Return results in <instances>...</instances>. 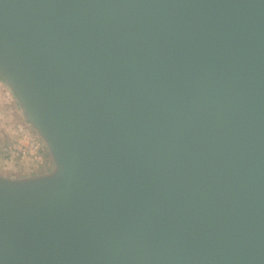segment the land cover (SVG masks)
<instances>
[{"label": "water", "instance_id": "95a60500", "mask_svg": "<svg viewBox=\"0 0 264 264\" xmlns=\"http://www.w3.org/2000/svg\"><path fill=\"white\" fill-rule=\"evenodd\" d=\"M0 77V264H264V0H0Z\"/></svg>", "mask_w": 264, "mask_h": 264}, {"label": "built area", "instance_id": "2783aa9c", "mask_svg": "<svg viewBox=\"0 0 264 264\" xmlns=\"http://www.w3.org/2000/svg\"><path fill=\"white\" fill-rule=\"evenodd\" d=\"M13 123L15 131L10 135L8 144L2 146L1 153L8 162H20L28 165L32 171L44 169L48 155L40 138L25 121Z\"/></svg>", "mask_w": 264, "mask_h": 264}, {"label": "rangeland", "instance_id": "374dc122", "mask_svg": "<svg viewBox=\"0 0 264 264\" xmlns=\"http://www.w3.org/2000/svg\"><path fill=\"white\" fill-rule=\"evenodd\" d=\"M1 78V77H0ZM5 81L0 79V173H29L32 171L28 165L22 164L20 162H7L4 153H1V148L3 145L8 144L11 140V134L14 133L15 129L14 121H25L24 118L19 113L18 103L15 101L14 97L6 90ZM28 125V124H27ZM29 126V125H28ZM30 127V126H29ZM4 158V162L2 160ZM19 164V165H18ZM21 164V166H20ZM50 165V160L48 156V162L45 168ZM44 168V169H45Z\"/></svg>", "mask_w": 264, "mask_h": 264}, {"label": "crops", "instance_id": "0c3cea01", "mask_svg": "<svg viewBox=\"0 0 264 264\" xmlns=\"http://www.w3.org/2000/svg\"><path fill=\"white\" fill-rule=\"evenodd\" d=\"M2 160H3V162H4V158L2 157ZM7 161V160H6ZM8 162V161H7ZM5 163V162H4ZM19 165V164H18ZM20 166H21V164H20ZM22 167V166H21Z\"/></svg>", "mask_w": 264, "mask_h": 264}]
</instances>
